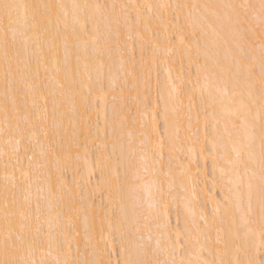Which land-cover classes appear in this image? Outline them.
<instances>
[{
	"label": "bare ground",
	"instance_id": "bare-ground-1",
	"mask_svg": "<svg viewBox=\"0 0 264 264\" xmlns=\"http://www.w3.org/2000/svg\"><path fill=\"white\" fill-rule=\"evenodd\" d=\"M23 2L69 6L99 4L108 7L95 14L99 31L93 32L90 20L87 33H81L78 39H70L67 49L63 39V24L58 33L54 17L47 32L42 31L38 41L33 38L27 46L18 41L15 47L10 46L7 56L0 44V152L7 151L11 154L12 151L11 146L6 145L8 135L4 131L9 122L12 126L17 123L21 127L26 124L30 128L35 126L37 139L44 144L45 149L52 145L55 150L54 153L49 151L46 157H40V147L33 140L31 148L25 153V147L29 145L26 136L18 154L19 164L16 158L0 155V259L3 258L5 238V203L11 202L13 196L21 201L25 194L21 190L22 186L12 188L11 182H6L5 174H15L19 178V169L29 168L28 157L35 152L33 168L37 164L43 167L39 170L38 183H33L31 189L30 223L35 225L37 203L40 204L41 223L50 218L47 186L51 177L56 196L62 197L51 202L54 209L51 213L52 222L56 224L55 215L59 211L74 257L111 259L112 264H117L118 261L122 264L124 257L120 250L116 221L120 208L124 207L129 218L128 228L137 240L143 236L144 242L149 243L148 238L151 236V248L161 259L172 258L167 250L175 243L179 230L182 234L181 244H184L189 232L193 235L202 233L200 239L206 247H215L219 236L222 242L229 244L230 249L246 245L248 255L244 257L241 254V258L252 259L260 264L264 260V246L261 245L258 215L253 216L254 223L250 225L252 234L246 241V230L240 225L241 217L248 207L247 191L242 188L237 192L235 183H230L235 177L225 156L231 153L232 145L227 143L223 124L219 133L214 130L212 108L208 106L210 94L219 97L218 72L211 69L219 61L224 65H232L235 73L233 56L253 60V83L257 89V104L259 103L260 28L255 21H251L256 32L253 39L248 32L249 23L243 20L237 23L234 14L231 21L228 20L231 10L216 8L206 12L203 7H191L241 3L259 6L260 0ZM149 4H170L173 7L167 10L154 7L149 13L143 7ZM177 4L189 5L180 13L179 24L175 19L177 10L174 6ZM112 5L116 6L114 10ZM68 11L71 12V8ZM87 11L89 15L93 12L91 9ZM213 11L216 15L210 16L212 27H209L208 23L201 22V17ZM189 12L195 23L194 29L184 25V17ZM110 20L119 21L118 38L115 33L109 36L106 30ZM165 25L168 26L166 35ZM181 27L185 34L183 43L178 38V29ZM193 31L195 35L192 34ZM93 36L96 37L95 42ZM197 64L209 66V79L205 81L204 74L200 77V84H207L203 93L200 87L192 91L197 79ZM9 65L12 73L6 87L5 70ZM239 79L241 85H244L245 76L241 75ZM72 80L82 83V93H77L74 87H70ZM189 81L192 83L189 84ZM173 85L176 92L170 98ZM223 86V83L219 84V87ZM228 87L231 91V81ZM85 103L86 109L82 107ZM225 104L232 106L226 98ZM166 105L172 120L177 117V112L173 109H179L181 133L171 154V172L160 175V164L154 162L150 151L145 154L141 142L147 140V135L142 133L149 134L155 124L159 135L165 139L163 166L168 173L170 154L164 126ZM253 112L255 113V108ZM159 119L162 123L161 130ZM259 126L257 121V153ZM213 142L218 144L217 149H213ZM221 168L225 169L223 177ZM17 183L19 184V180ZM40 187L45 191L38 192ZM132 188L135 189L134 192L130 190ZM225 195L229 197L227 201L224 199ZM149 204L150 211H145L140 216L135 215L138 208L147 210ZM9 206L11 207L10 203ZM253 207L258 208L255 195ZM69 208L72 209L71 212ZM214 208H219V211L214 212ZM202 214L209 221L210 227H204ZM69 215L72 217L71 225L68 224ZM172 217L174 224L171 223ZM14 222L15 235H18L21 223L18 216L14 217ZM177 222L180 223L179 227ZM86 226H90V244H86L85 240ZM137 228L140 229L139 232L136 231ZM44 230L47 231V224ZM237 230L240 232V239H232L231 233ZM223 246L222 243L219 247ZM188 255L185 246L177 251L175 258L179 260ZM203 255L208 259L213 258L207 251ZM34 258L38 259L39 254Z\"/></svg>",
	"mask_w": 264,
	"mask_h": 264
},
{
	"label": "snow or ice",
	"instance_id": "snow-or-ice-1",
	"mask_svg": "<svg viewBox=\"0 0 264 264\" xmlns=\"http://www.w3.org/2000/svg\"><path fill=\"white\" fill-rule=\"evenodd\" d=\"M108 6L96 5H80V4H35L23 2V0H0V44H2L5 55L9 53L10 46L15 47L18 41L24 46H27L30 40L35 38L37 41L40 38L42 31L47 32L48 25L53 21V17L56 21L57 32H60V25L63 24V39L65 48L67 49L68 41L73 37L79 38L81 33H87L88 23L92 21L93 32L99 31V26L95 23V14L100 12L102 8ZM115 9V5L111 6ZM148 12L151 13L154 7L161 10H167L173 6L170 4H160L153 6L151 4L144 5ZM177 10L175 17L177 23H180V13L183 9L188 8L189 5L177 4L174 6ZM193 8L203 7L206 12L209 9L225 8L231 10L228 15V20L231 21L232 15H235L237 23L243 22L249 23L248 32L252 34V38L255 39L256 32L251 23L255 21L260 28V77H259V103L257 104V89L253 83L254 63L252 59L248 57L233 56L232 64L236 68V72L232 71V65H224L219 61L211 71L218 72L217 79V92L219 97L212 96L208 101V106L212 108V120L213 128L219 133V128L223 124V131L227 140V143L231 144V153L225 156L227 164L232 167V175L235 177L234 182L236 185V191L240 192V189L246 188L248 197V207L245 214L241 217L240 227L245 229L244 238L247 241L248 237L252 234L250 225L254 223L253 216L258 215L259 220V234L261 239V245L264 246V0H260L259 6L253 4H228V5H193ZM71 8V12L68 9ZM93 10L89 15L87 10ZM213 11L210 14H205L201 17L202 23H208L209 27H212L210 16H215ZM160 18V17H158ZM139 19V17H137ZM161 23L164 24L163 19ZM184 25L190 29L195 28V23L192 20V14L184 17ZM167 25H165V35L167 34ZM106 30L111 36L113 33L119 37V21H111L106 25ZM180 42L183 43L185 39L183 27L178 29ZM31 34V35H30ZM195 35V32L192 33ZM93 41H96V37L93 36ZM99 59V53L97 55ZM227 58V57H226ZM87 68V64H85ZM209 72V66L197 64V79L196 83L192 87V91H195L197 87L201 88L203 93L206 85L200 84V77L204 74V79H209L207 73ZM12 73V68L9 67L5 70V83L9 80V76ZM245 76V84L241 85L239 77ZM227 77L228 79H225ZM90 79V77H89ZM231 81V91H229L228 83ZM192 82L189 81V84ZM223 83V87H219V84ZM63 87V85H61ZM70 87H74L77 93L83 92V85L81 82L75 80L70 81ZM91 91V85L88 86ZM103 90V89H101ZM176 92V88L173 85L172 90L169 93V97L172 98V94ZM225 98L232 105L226 106ZM82 107L86 109V103L82 104ZM255 108V113L253 109ZM7 111V109H5ZM177 112L175 120L170 119L168 114L167 105L164 114V126L165 134L168 139L169 146V167L168 173L164 171L163 166V151L166 147L165 139L159 135L158 129L153 124L151 132L147 135V140L142 141V148L145 150V154L148 151L152 153L154 162L160 164L158 172L160 175H168L171 172V154L176 140L179 139L181 133V124L179 117V109H173ZM207 112V109H205ZM46 112V109H45ZM43 119V117H40ZM208 117L205 116V123L207 125ZM259 121V153L256 152L255 144L257 140L256 135V123ZM7 132L8 138L6 145L11 146V154L7 151L0 152V155L16 158L17 164L20 163L18 154L21 150L22 141L26 138L29 140V145L25 147V153L31 148L32 141L35 140L40 147L39 156L46 157L48 152L54 153L52 145H48L47 150L43 143L37 139V132L35 126L31 128L27 126L21 127L19 123L15 126L9 122L7 128L4 130ZM45 136L47 133L45 132ZM131 136V133H129ZM159 137V138H157ZM223 139V138H221ZM150 145V147H148ZM218 144L213 142V149H217ZM158 157V159H157ZM36 159V153L33 152L32 156L28 157L29 168H20V176L17 178L15 174L9 176L5 174V180L10 181L12 188L21 187V190L25 193L21 201H17L13 196L12 201L5 203V238L3 244V258L0 259V264H112L111 259H79L74 257L72 253L71 243L68 240V234L64 231V225L61 222V214L56 211L54 225L51 218V213L54 211L52 207V200H58L62 197H57L53 190L51 183V177H49V183L47 186V193L49 198L48 213L50 218L44 223H41L40 204H36L37 215L35 217V225L30 223L32 219V198L31 189L33 183L39 181V170L42 165L37 164L35 169L33 168V160ZM7 168L8 165L6 164ZM258 169V171H257ZM221 176L225 174V169H220ZM35 177V179H34ZM19 180V184L17 183ZM7 190V189H6ZM135 191L134 188L130 189ZM45 189L43 187L38 188V192L42 193ZM158 191L162 190L158 189ZM231 191V189H230ZM70 195V193H69ZM256 197L258 208L253 207V197ZM39 199V197L37 198ZM227 201L229 197L224 196ZM11 204V207L9 206ZM71 203V201H69ZM151 204L147 210L142 207L138 208L135 215H143L145 211H150ZM72 209L69 208V212ZM214 212L219 211V208H214ZM120 215L116 221V230L120 234V250L124 257L122 264H256L252 259H242L241 254L244 257L248 255V248L246 245L236 246L234 249L229 248L227 242H222L220 237L217 236L215 241V247H206L205 243L201 242L200 235H193L191 232L185 237L184 244L180 243L181 232L177 230L176 241L168 249V255L171 259H161L160 256L151 248L149 236V243L144 242L143 236L136 239L135 234L128 228L129 218L127 211L124 207H121ZM19 217L21 221L19 226V234L15 235L16 228L14 217ZM201 219L204 220V227H210L207 218L201 215ZM28 221L29 223H25ZM47 224V231L44 230V226ZM68 224H72V217L69 215ZM111 226V222H110ZM89 227L85 229L86 244L91 243ZM140 231L139 228L136 229ZM63 237V241H61ZM232 239H240L239 230L231 233ZM207 239V238H206ZM223 243V248L219 246ZM65 244L67 247H65ZM159 246V242H158ZM179 246V249L177 248ZM187 246L188 257H181L179 260L175 258L178 250H182ZM78 251V250H77ZM207 251L212 259L204 257L203 253ZM37 253L39 258H34ZM55 253V255H54ZM117 264H121L120 261ZM260 264H264V260L260 261Z\"/></svg>",
	"mask_w": 264,
	"mask_h": 264
},
{
	"label": "rangeland",
	"instance_id": "rangeland-1",
	"mask_svg": "<svg viewBox=\"0 0 264 264\" xmlns=\"http://www.w3.org/2000/svg\"><path fill=\"white\" fill-rule=\"evenodd\" d=\"M158 102H159V100H158ZM159 103H160V102H159ZM158 123H159V128H160V130H161V129H162L161 119L158 120ZM162 131H163V130H162ZM206 169H207V172H208L207 174L209 175V172H210V171H209V164H208V163H207V167H206ZM217 195H218V194H217ZM171 220H173V217L171 218ZM178 221H179V220H178ZM172 222H174V220L171 221V223H172ZM179 222H180V221H179ZM179 222H177L178 227L180 226V223H179ZM178 223H179V224H178ZM172 224H174V223H172ZM259 259L261 260L262 257H260Z\"/></svg>",
	"mask_w": 264,
	"mask_h": 264
}]
</instances>
